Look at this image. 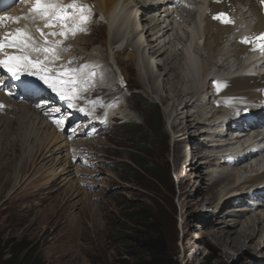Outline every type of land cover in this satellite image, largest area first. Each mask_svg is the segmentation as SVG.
I'll return each mask as SVG.
<instances>
[{
    "label": "bare ground",
    "instance_id": "1",
    "mask_svg": "<svg viewBox=\"0 0 264 264\" xmlns=\"http://www.w3.org/2000/svg\"><path fill=\"white\" fill-rule=\"evenodd\" d=\"M71 1L57 0L63 6ZM77 1L91 7L94 11L92 18L95 14L100 17L107 27L108 36V52L104 54L103 51L95 50L92 57H87L93 62L86 64L82 74L87 81L86 94L90 92L89 87L112 89L116 85L121 86L125 80L123 74L127 73V60L136 64L150 94L162 95L159 101L165 104L163 113L166 125L172 134L178 135L174 137L178 140L173 146L176 171L181 174V170L186 171L188 168L187 173L191 176L188 181L190 187H194V193L190 194L188 191L187 194L189 197L195 194L201 197V201L193 204L189 202L187 207L207 206L213 209V215H217L216 211L227 205L235 207L226 211L214 223L218 226L217 241L229 251L249 248L246 242H253L258 232L264 233V129L255 127L247 132L233 131L234 128L231 127L223 137L220 124L226 118L253 113L262 101L260 88L264 87V71L259 67L260 59H254V55L247 53L246 48L237 40L239 35L234 38V30L237 29L235 25L241 24L239 28L242 31L247 29L252 35L263 32L264 4L260 0H184L188 7L177 6L170 10L172 4L157 0ZM32 3L24 6L22 14L10 11L3 13L10 18L6 21L9 26L5 31H13V36L17 29L27 30L31 35L33 31V37L42 42L35 28L43 27V24L38 22L34 25L30 22ZM217 13H227L235 23L221 25L219 21L212 19ZM18 17L21 19L17 21ZM70 38L67 36L65 39L68 41ZM87 48L85 44L84 50ZM129 48L132 51L126 53ZM6 51L12 55L19 54L15 48H8ZM60 53L62 58L57 61V65H64L62 61L74 63L83 60L81 54L72 56L63 51ZM97 57H104V62L98 64ZM153 58L160 63L154 62L155 71L151 70L150 62L147 64ZM112 65L116 66V71L111 70ZM161 69L164 78L159 80L157 76ZM12 78L14 83H20L27 80V75H21L20 79ZM88 79L95 83L89 86ZM41 85L45 89L43 100H47L46 103L59 99L42 82ZM13 98L9 80L0 79V176H6L4 184L13 182L11 190L19 185L24 172L28 170L32 173L38 163L43 162L41 169L46 170L58 165L59 147L55 146L54 137L59 135L55 130L60 128L61 131L65 125L69 126L68 121L73 117H66L64 123L57 127L51 119L52 114L46 119L36 112L33 105L22 101L21 96L17 102L11 101ZM78 107L71 109L74 117L84 113ZM122 109L117 108L115 111L108 108L106 118L112 120L116 115L126 118ZM57 119L60 117L54 116V120ZM70 136L72 135L67 140L66 134L65 147L74 158H79L78 152L83 148L86 150L87 145L92 143L78 144ZM200 139L204 143H199ZM95 141L96 139L92 141L93 144ZM181 144L184 145V150L179 155ZM195 145L197 147L192 151L191 146ZM8 152L10 156L5 159ZM17 154L30 160L28 168L24 163L18 167ZM190 157L195 158L194 167L186 165ZM181 161L184 167L181 166ZM204 165L207 168L203 171ZM45 171L40 172L36 180L27 183L22 192L28 191L27 195L32 196L29 193L30 187L40 182ZM69 174L63 168L59 175L52 176L51 183L62 182ZM193 179H197L199 184L194 186ZM58 191L59 189L56 192ZM69 191L77 193V188L69 187ZM64 194L69 193L64 190ZM250 214L254 217L253 222L248 220L238 223L239 217ZM199 222L206 224L211 223V220L201 217ZM239 225L241 229L237 230ZM228 229L230 231L225 232ZM246 260L252 264L264 261L255 258H247L245 262Z\"/></svg>",
    "mask_w": 264,
    "mask_h": 264
},
{
    "label": "rangeland",
    "instance_id": "2",
    "mask_svg": "<svg viewBox=\"0 0 264 264\" xmlns=\"http://www.w3.org/2000/svg\"><path fill=\"white\" fill-rule=\"evenodd\" d=\"M84 27L88 29L86 33L81 32L82 35L72 37L71 40L67 41L61 37L60 47L66 49L63 52L70 53L72 56L81 54L83 59L74 63L62 61L66 68L75 69L92 64L93 61L90 62L88 58L92 57L95 50L103 51L104 54L108 52L107 27L100 17L95 14L92 19L91 16ZM59 38L58 36L56 40ZM85 44L88 48L84 50ZM77 47L83 50H78ZM131 51L132 48H129L126 53ZM103 59L104 57H99L96 62L102 64ZM154 59L147 61V64L150 62V68L153 71H155L154 62L159 63L157 59ZM125 66L127 73L123 74L125 80L121 86L116 85L112 89L90 88V93L85 98L86 107L90 109L94 119L100 125H105V129L103 128L105 131L94 144L93 140L86 141L80 137L74 140L78 144L92 143L87 145L86 150L83 148L78 152L81 155L84 152V158L76 161L65 147L67 133L55 130V133L59 135L54 137L56 138L55 146L59 147L57 151L59 160L56 167L41 169L44 164L38 163L32 173L28 170L24 172L19 185L13 190H11L13 182L4 184L6 176H0V237L2 241L24 240L35 251V255L46 264H127L129 259L126 255L129 250L122 241V235H130L127 232L130 227L127 223V215L132 210L143 208L155 219V223L162 230L176 264H252L249 260L245 262V259L264 260V250H262L264 233L258 232L253 242H246L249 248L240 251H229L226 246L218 243V226L214 223L223 217L226 211L235 207L227 205L216 211L217 215H213V209L207 206L190 209L187 207V203L199 202L201 197L196 194L189 197L187 194L188 191L190 194L194 193L192 191L194 187H190V181H188L191 178L190 173H187L188 168L186 171L181 170V174L176 171L175 163L177 162H175L173 146L178 140L174 137L178 135L172 134L166 125L163 113L165 104L159 101L162 95L150 94L146 84H143V75L137 70L136 64H131L127 60ZM111 70L116 71V66L112 65ZM161 74L163 76H160ZM162 78H164V72L161 69L157 79L162 80ZM94 83L90 79L88 85ZM134 95H141L159 107L163 121L161 130L155 127L148 130L143 114L138 111L139 101ZM82 100L84 101V98ZM78 102L79 98L74 100L76 107L79 105ZM108 108H113L115 111L117 108H123L126 118L116 115L112 120L107 119ZM130 124L139 126L143 131V133L141 131V137L151 144V147L147 149L146 159L151 164L162 166L168 172L166 185L157 184L131 164V158L140 164L143 162L134 157L129 150V141L137 133L128 127ZM202 142L204 143L200 139L199 143ZM183 146V144L179 145V155L184 150ZM195 147L197 146H191L192 151ZM9 156L8 152L5 159ZM27 160L17 154L18 167L24 163L28 168L30 160ZM188 164L193 166L195 158L190 157L186 165ZM181 166L184 167L182 161ZM63 168L70 172L69 176L62 179L64 180L62 182L51 183L52 176L59 175ZM203 168L204 171L207 165ZM43 171L46 174L40 182L30 187L29 193H32V196L27 195L28 191L22 192L24 186L36 180ZM184 175H186L185 178ZM197 181L193 179L194 186L199 184ZM71 185L77 188V193L69 191ZM201 187L204 188L203 185ZM58 189L59 191L56 192ZM64 190H67L69 194H64ZM211 194L212 191L209 192L210 196ZM251 216L252 214L239 217L238 223L248 220L253 222L254 217ZM201 217L210 219L211 223H204L205 225L200 223ZM240 229L239 225L237 230ZM227 231L230 229L225 230ZM257 262L264 264V261Z\"/></svg>",
    "mask_w": 264,
    "mask_h": 264
},
{
    "label": "snow or ice",
    "instance_id": "3",
    "mask_svg": "<svg viewBox=\"0 0 264 264\" xmlns=\"http://www.w3.org/2000/svg\"><path fill=\"white\" fill-rule=\"evenodd\" d=\"M24 2V0H20ZM264 4V0H260ZM71 9V12H69ZM92 16L91 7L78 4L76 0L67 6H63L57 0H33L30 8V22L34 25L43 22V27L37 26L35 31L39 33L42 42H38L27 30L17 29L12 39L7 37L0 39V53L4 58H0V68H3L12 77L20 79L21 75L35 77L41 81L44 86L54 93L61 101L67 104L69 108H75V99H78L82 91L87 90V81L83 78L84 68L69 69L64 65L57 66V61L61 58L59 53L66 51L60 48L61 41H50L49 36L66 38L69 34L75 36L77 32L87 31L86 25ZM10 19L0 17V20ZM17 21L21 19L16 18ZM29 19V17H23ZM222 24H233L235 21L227 13H217L212 16ZM60 28L59 32L48 31L44 29ZM12 35V34H9ZM256 40H264V33L255 37ZM241 43H251L249 38H244ZM264 46V45H262ZM15 48L18 55L9 54L6 49ZM72 61H69L71 63ZM93 75H95L93 73ZM84 112V108L78 109ZM57 127H60L63 118L53 121ZM62 130V129H61Z\"/></svg>",
    "mask_w": 264,
    "mask_h": 264
},
{
    "label": "trees",
    "instance_id": "4",
    "mask_svg": "<svg viewBox=\"0 0 264 264\" xmlns=\"http://www.w3.org/2000/svg\"><path fill=\"white\" fill-rule=\"evenodd\" d=\"M134 96L139 101L138 111L143 114L148 130H151L152 127L161 130L163 121L159 107L141 95ZM128 127L137 132L129 141V150L134 157L143 162V164H140L131 158V164L135 165L157 184L166 185L169 177L168 172L162 166L151 164L146 159L148 156L147 149L151 147V144L144 137H141L142 129L132 124ZM127 223L130 226L127 230L130 235H122V241L129 250L126 255L129 259L127 264H176L162 230L147 210L137 208L130 211L127 215ZM0 264L46 263L35 255V251L24 240L18 242L7 240L3 242L0 237Z\"/></svg>",
    "mask_w": 264,
    "mask_h": 264
},
{
    "label": "clouds",
    "instance_id": "5",
    "mask_svg": "<svg viewBox=\"0 0 264 264\" xmlns=\"http://www.w3.org/2000/svg\"><path fill=\"white\" fill-rule=\"evenodd\" d=\"M105 131V130H104ZM103 131V132H104ZM102 132V133H103ZM101 135V133L99 134V136ZM99 136H97V137H95V138H93V139H88V138H86V137H84V136H82V135H77V137L75 138V139H73V140H78V138L80 137V138H83V139H85L86 141H91V140H94V139H97ZM67 140H68V138H67ZM82 158H84V154H80V157L79 158H75L77 161L78 160H81Z\"/></svg>",
    "mask_w": 264,
    "mask_h": 264
}]
</instances>
